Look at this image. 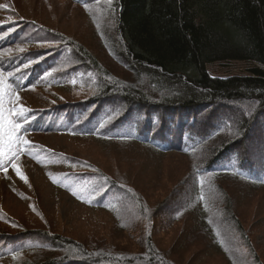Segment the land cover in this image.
<instances>
[{"label":"rangeland","instance_id":"rangeland-1","mask_svg":"<svg viewBox=\"0 0 264 264\" xmlns=\"http://www.w3.org/2000/svg\"><path fill=\"white\" fill-rule=\"evenodd\" d=\"M117 12L116 0H0V70L10 86L6 91L18 93L19 103L33 110L27 122L16 121L27 127L26 151L8 163L11 153L0 145L7 153L0 157L7 168H0V264H29L51 254L63 260L69 252L75 256L66 246L50 245L52 236L81 244L73 251L86 249L84 259L103 248L138 254L143 241L153 237L172 264H254L252 255L264 264L263 188L225 174L211 175L206 184L196 181L195 171L210 153L206 147L192 155L162 154L134 141L98 137L84 126L94 122L82 116L87 100L103 87L89 65L77 62L74 48H85L112 77L109 81L137 85L138 80L142 91L150 90L144 77L120 61ZM38 66L43 72L33 81ZM253 68L264 70L246 61L207 66L219 78L248 76ZM251 144L248 156L261 160V138ZM249 146L236 145L241 153ZM196 186H210V224L204 217L200 221L194 202L188 201ZM197 206L202 210L201 202ZM227 213L240 221L236 233L229 231ZM214 226L221 230V241L211 232ZM10 240L42 246L12 256L5 253Z\"/></svg>","mask_w":264,"mask_h":264},{"label":"trees","instance_id":"trees-1","mask_svg":"<svg viewBox=\"0 0 264 264\" xmlns=\"http://www.w3.org/2000/svg\"><path fill=\"white\" fill-rule=\"evenodd\" d=\"M116 5L120 61L144 77L150 90L142 91L138 80V86L109 81L112 77L85 48H74L77 62L89 65L103 87L100 94L89 97L85 108L80 107L82 116L94 119L84 126L98 137L134 141L162 154L192 155L206 147L210 153L202 159L204 167L195 171L196 181L206 184L211 175L225 174L264 189V70L253 68L248 76L219 78L207 69L209 64L226 61L256 62L264 68V0H116ZM42 72L38 66L33 81ZM228 126L229 135L236 128L235 136L224 132ZM72 129L69 123L67 131ZM257 136L263 144L261 160L248 156ZM241 143L250 145L242 153L236 147ZM209 188L196 186L188 200L194 202L190 209H195L200 221L207 218L208 224ZM227 217L230 233H236L239 219L228 213ZM220 231L216 226L211 229L217 241H221ZM48 241L68 247L75 256L69 252V257L57 260L51 254L29 264H172L156 249L153 237L143 241L138 254L103 248L85 259L86 249L73 251L81 244L61 236ZM41 246L38 241L10 240L5 253L13 256ZM252 256L251 261L260 264Z\"/></svg>","mask_w":264,"mask_h":264},{"label":"snow or ice","instance_id":"snow-or-ice-1","mask_svg":"<svg viewBox=\"0 0 264 264\" xmlns=\"http://www.w3.org/2000/svg\"><path fill=\"white\" fill-rule=\"evenodd\" d=\"M22 51V50H21ZM11 75V74H9ZM23 87V85H20ZM10 87L6 83V78L3 71L0 70V145L7 147L11 155L8 157V163H12L22 153L26 151V146L30 141L25 138L24 133L27 132V127H22L21 123L16 122L17 119L27 122V116L32 113L29 109L19 103L20 97L18 93H8L6 89ZM5 97L9 107H5ZM12 145H15L13 150ZM3 150H0V156H5ZM17 174L22 175L21 168L17 164L12 165ZM7 172V168L0 165Z\"/></svg>","mask_w":264,"mask_h":264}]
</instances>
